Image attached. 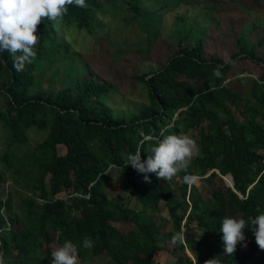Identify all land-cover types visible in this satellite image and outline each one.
<instances>
[{"label": "trees", "instance_id": "obj_1", "mask_svg": "<svg viewBox=\"0 0 264 264\" xmlns=\"http://www.w3.org/2000/svg\"><path fill=\"white\" fill-rule=\"evenodd\" d=\"M119 1L137 19L146 0ZM85 2L86 8L68 5L59 23L42 20L36 59L23 71L15 69L7 51L0 53V88L5 87L0 93V264H47L51 245L67 240L82 261L105 255L113 264H158L156 254L166 251L173 264L213 258L220 264H264L251 223L264 214V84L259 83L264 67L249 79L244 96L225 84L231 61L205 59L201 42L180 41L158 72L135 77L147 87L149 103L129 119L106 103L113 85L85 73L59 91L37 89V60L68 58L72 50L65 30L93 35L105 3L118 0ZM217 68L219 78L213 75ZM36 131L45 138L26 151L29 134ZM192 132L199 135L198 152L171 181L149 173L146 183L144 174L126 166L128 154L140 151L146 161L157 141ZM59 146L65 154H59ZM112 169L139 209L109 196L105 188ZM186 174L203 179L189 187ZM162 210L168 213L163 221ZM225 217L246 221L245 241L231 255L224 252L220 232ZM182 230L185 243H171ZM85 236L93 241L91 249L83 247Z\"/></svg>", "mask_w": 264, "mask_h": 264}, {"label": "rangeland", "instance_id": "obj_2", "mask_svg": "<svg viewBox=\"0 0 264 264\" xmlns=\"http://www.w3.org/2000/svg\"><path fill=\"white\" fill-rule=\"evenodd\" d=\"M141 7L143 11L133 19L132 13L124 10L119 0L116 5L107 2L104 11L97 16L101 25H96L93 35L66 29L64 36L71 45V55L66 59H38L36 88L59 91L85 73L113 85L106 103L114 114L129 119L149 103L147 87L135 77L158 72L179 49L180 41L187 46L201 42L205 59L231 61V78L225 84L244 96L249 91V79H256L263 72L264 0H146ZM234 54H242V57L232 59ZM248 54L259 57L260 62ZM0 105L4 106L3 100ZM189 135L198 146L197 132ZM29 137L26 151L40 143L45 133L36 131ZM58 152L63 155L66 150L59 146ZM108 175L111 182L105 189L109 196L125 198L129 207L139 209L141 206L124 186V179L114 169ZM224 182L228 185V178ZM11 183L8 182L7 190ZM20 196L17 194V198ZM177 198L180 195L177 194ZM158 218L168 219L167 211L162 210ZM115 225L121 231L128 229L121 224ZM59 247L53 243L52 252ZM44 259L52 264V256ZM155 261L173 264L166 251L157 253ZM77 264L113 262L104 255L88 261L78 258Z\"/></svg>", "mask_w": 264, "mask_h": 264}, {"label": "clouds", "instance_id": "obj_3", "mask_svg": "<svg viewBox=\"0 0 264 264\" xmlns=\"http://www.w3.org/2000/svg\"><path fill=\"white\" fill-rule=\"evenodd\" d=\"M68 5L86 8L85 0H0V53L7 51L13 57V66L17 71H23L26 64L32 63L37 56L34 50L38 43L37 26L42 20L48 19L59 23L67 13ZM213 75L221 76L219 68ZM264 84V81H259ZM198 150L196 142L189 134L181 133L165 136L157 141L150 150L146 161H141L140 151L127 155L126 166H131L138 173L144 174L146 183H150L149 173L156 174L157 179L171 181L178 172L186 170L189 161ZM203 177L186 174L184 183L189 187L198 184ZM253 236L258 248L264 251V214L251 221ZM246 228L244 219L225 217L222 220L220 232L224 252L231 255L236 251L238 243L245 241L243 230ZM171 243L184 244L183 230L175 233ZM83 247L91 249L93 241L85 236ZM244 247H247L244 244ZM52 264H77L78 249L72 241L67 240L63 246L52 252ZM205 264H220L217 258L205 261Z\"/></svg>", "mask_w": 264, "mask_h": 264}, {"label": "water", "instance_id": "obj_4", "mask_svg": "<svg viewBox=\"0 0 264 264\" xmlns=\"http://www.w3.org/2000/svg\"><path fill=\"white\" fill-rule=\"evenodd\" d=\"M3 91H5V87L4 88H0V93L1 92H3ZM223 179H226L225 177H223ZM232 181V180H231ZM228 186H231V187H233V181H232V184L231 185H229L228 184ZM187 253L193 258V256L190 254V252L189 251H187ZM194 259V258H193Z\"/></svg>", "mask_w": 264, "mask_h": 264}]
</instances>
